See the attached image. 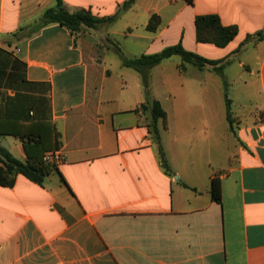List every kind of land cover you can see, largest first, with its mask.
<instances>
[{"label":"crops","instance_id":"crops-1","mask_svg":"<svg viewBox=\"0 0 264 264\" xmlns=\"http://www.w3.org/2000/svg\"><path fill=\"white\" fill-rule=\"evenodd\" d=\"M125 1L63 0L70 11L84 8L99 17ZM56 5L0 0V48L11 64L25 63L0 67V129L13 130L0 133V145L26 161L20 134L48 133L51 124L48 151L63 155L43 183L20 173L13 186L0 185V264H264V39L257 36L264 31V0H134L109 26L75 35L51 23L36 31ZM213 13L239 28L224 47L197 40L196 17ZM153 15L160 18L156 30L148 28ZM120 35L129 39L123 49L100 43ZM178 43L224 69L237 62L257 76L263 95L251 122L233 116L228 166L202 177L178 143L180 123L192 120L181 106L203 104L208 83L187 75L192 63L182 70L177 54L155 65L161 87L151 82L156 67L150 69V97L166 112L158 120L166 168L149 126L151 111L142 107V76L123 63V55L136 58ZM195 68L214 71L215 65ZM11 72L20 73L17 81ZM180 75L187 77L178 83ZM35 115L45 124L35 127ZM213 178L221 201L213 198Z\"/></svg>","mask_w":264,"mask_h":264},{"label":"trees","instance_id":"trees-1","mask_svg":"<svg viewBox=\"0 0 264 264\" xmlns=\"http://www.w3.org/2000/svg\"><path fill=\"white\" fill-rule=\"evenodd\" d=\"M190 3H193V0H188ZM134 0L125 1L119 9L111 16L108 17H99L94 15L90 10L80 8L75 11H70L65 5L63 0H57V4L60 8L50 7L48 8L44 14L42 15L39 22L36 24L35 30L38 31L43 26H46L51 23H59L62 26L67 27L73 34L78 35L79 33L91 29V28H99L101 25H111L115 23L122 14L131 6ZM160 18L156 15H153L148 28L151 30H156L158 27ZM196 23V32H197V40L199 42L211 43L219 47H224L229 44L239 32V28L237 25H224L221 22L220 16L218 14H204L198 15L195 20ZM32 34V33H31ZM30 34V35H31ZM258 39H264V31H260L258 33ZM120 50V49H119ZM180 55L182 58V63L180 64V68L182 70L185 69V62L192 63L199 68H203L207 64L215 65L216 71L220 74H224V65L217 66L218 61L208 59L203 57L197 53L186 50L182 43H178L175 45L168 46L164 48L161 52L153 53V54H143L136 58H128L126 56L123 57V63L126 66H130L137 70L141 76L144 83V86L147 90V100L146 103L142 105V107L151 111V120L149 122V126L151 127V131L156 138L159 145V153L162 157L163 165L168 168L164 149L161 144V136L158 128V120L160 118L166 117V112L162 108L159 101L151 99L149 94V73L150 69L155 65L161 63L164 59L170 58L172 55ZM0 55H3V59H0V67L3 65L11 64L10 58L2 48H0ZM9 59L6 61V59ZM9 62V63H8ZM12 66L16 67H25L24 62H20L18 60L14 61ZM2 72H0V75ZM20 73L11 72L9 76L11 79L16 80ZM21 76L23 77L22 71ZM10 79V80H11ZM225 83V96H226V115L227 121L229 123L230 130L235 131L234 126V118L232 115V100L228 97V82L224 80ZM32 84V83H29ZM45 107L48 103V98L44 97L42 99ZM46 120L43 119L42 116L35 115L30 121H32L35 127H38L41 123H44ZM47 123V122H46ZM45 124V123H44ZM49 132L45 133L41 129H37L31 134L23 135L20 134L24 139V147L27 153L28 159L26 161H22L16 158L13 154L10 153L8 149L0 145V185L4 186H13L16 181V177L18 174H23L29 179L37 182L43 183L44 178L55 168V166L47 163L44 160V155L49 149L54 148L53 144V136L54 129L51 124H48ZM13 130L10 129H0V133H9ZM18 134V133H16ZM57 147V144H56ZM212 195L213 198L217 201H221V185L219 179H212Z\"/></svg>","mask_w":264,"mask_h":264},{"label":"rangeland","instance_id":"rangeland-1","mask_svg":"<svg viewBox=\"0 0 264 264\" xmlns=\"http://www.w3.org/2000/svg\"><path fill=\"white\" fill-rule=\"evenodd\" d=\"M121 23L120 21L119 26L116 25V27H120ZM128 42L129 39L120 35L115 40L108 36L100 43L105 45V49L109 47L113 49L115 46L123 49ZM234 62L232 66L224 69L223 75L216 70H198L194 65L187 64V75L199 77L208 83V89L204 93L199 89L194 90L197 93L202 92L200 96L203 104L181 106L180 113L192 116V120L180 123V143L178 144L188 148L190 159L192 158L195 165L203 169L201 177L205 171L218 172L221 168L228 166L231 153L234 152L235 132L229 131L230 127L228 128L224 80L228 82L227 92L232 100V115L240 117L242 123H248L254 119L260 108L259 103L263 99L257 76L239 68L237 62ZM161 72L160 66L151 70L150 76L153 78L151 82L156 88L162 86ZM187 75H180L178 83ZM166 138L170 139V135H166ZM194 173L197 174L198 171L195 170Z\"/></svg>","mask_w":264,"mask_h":264},{"label":"built area","instance_id":"built-area-1","mask_svg":"<svg viewBox=\"0 0 264 264\" xmlns=\"http://www.w3.org/2000/svg\"><path fill=\"white\" fill-rule=\"evenodd\" d=\"M47 163L58 165L63 162V155L59 150L48 151L44 155Z\"/></svg>","mask_w":264,"mask_h":264},{"label":"water","instance_id":"water-1","mask_svg":"<svg viewBox=\"0 0 264 264\" xmlns=\"http://www.w3.org/2000/svg\"><path fill=\"white\" fill-rule=\"evenodd\" d=\"M56 8H60V6L59 5H56Z\"/></svg>","mask_w":264,"mask_h":264}]
</instances>
